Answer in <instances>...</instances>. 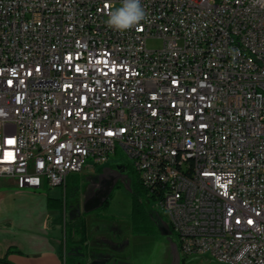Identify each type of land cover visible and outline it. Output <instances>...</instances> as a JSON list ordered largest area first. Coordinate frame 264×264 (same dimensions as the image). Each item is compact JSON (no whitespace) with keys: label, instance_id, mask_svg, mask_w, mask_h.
I'll list each match as a JSON object with an SVG mask.
<instances>
[{"label":"built area","instance_id":"1","mask_svg":"<svg viewBox=\"0 0 264 264\" xmlns=\"http://www.w3.org/2000/svg\"><path fill=\"white\" fill-rule=\"evenodd\" d=\"M117 3L0 0V180L65 186L121 148L183 256L264 264V0H142L124 33Z\"/></svg>","mask_w":264,"mask_h":264},{"label":"rangeland","instance_id":"2","mask_svg":"<svg viewBox=\"0 0 264 264\" xmlns=\"http://www.w3.org/2000/svg\"><path fill=\"white\" fill-rule=\"evenodd\" d=\"M119 5L117 3L114 8ZM163 44L164 38L161 36L147 40L149 48H160ZM127 160L129 158L125 151L118 148L108 161L94 164L88 160L82 172L68 176L67 186L33 189L6 185L3 190L12 192V195L0 200V218L11 216L21 231L40 228L47 213L46 196H50V208L59 210L63 228L66 221L70 224L85 217L89 229H93L90 232L94 237L101 236L103 241H107L105 237H108V242H112L114 248L123 246L124 251L120 253L115 249L98 250L95 260L105 264H143L147 260V264H153L160 256V249H156L155 243L167 237L168 241L176 245L178 238L173 231L168 234L164 232L168 219L166 211L160 200L145 190L138 172L132 166L125 171L120 169L118 163ZM4 180L10 181L8 178ZM105 181L109 182L105 184L106 187L109 185L107 196L110 194L107 203L86 209L90 201L97 197ZM173 252L171 250L169 253V264H224L209 254L182 255L185 258L183 261L177 253L175 260Z\"/></svg>","mask_w":264,"mask_h":264},{"label":"crops","instance_id":"3","mask_svg":"<svg viewBox=\"0 0 264 264\" xmlns=\"http://www.w3.org/2000/svg\"><path fill=\"white\" fill-rule=\"evenodd\" d=\"M6 185L16 187L13 180L6 181L1 179L0 200L12 195V192L3 190ZM47 197L51 198L50 196ZM46 207L45 221L41 223L40 228L32 227L21 231L18 225L13 222L11 216L0 218V258H6L10 262H0V264H80V261L81 264H93L94 262L96 264H105L95 260L96 251L102 249H115L119 253L124 251L121 245L114 248V244L108 242V237H105L107 241H103L101 236L94 237L93 233L90 232L93 229H89V223H86L84 228L85 241H81V234L77 233L75 238L70 241L71 245L69 242L67 247V238L64 230L67 221L63 228L60 214H58L59 210L48 208L47 204ZM164 230L166 234L172 231L168 219L166 225H164ZM166 238H161L160 242L155 243L156 249L158 247L160 249V256L153 264H169V253L171 250L175 251L176 257L177 253L182 256L178 239L175 245ZM70 246L72 250L69 248ZM68 250L71 251L70 254ZM147 263L148 261L146 260L143 264Z\"/></svg>","mask_w":264,"mask_h":264},{"label":"clouds","instance_id":"4","mask_svg":"<svg viewBox=\"0 0 264 264\" xmlns=\"http://www.w3.org/2000/svg\"><path fill=\"white\" fill-rule=\"evenodd\" d=\"M107 15L106 25L119 33L139 30L141 22L148 18L142 0H120V5L110 9Z\"/></svg>","mask_w":264,"mask_h":264},{"label":"trees","instance_id":"5","mask_svg":"<svg viewBox=\"0 0 264 264\" xmlns=\"http://www.w3.org/2000/svg\"><path fill=\"white\" fill-rule=\"evenodd\" d=\"M65 186H67V182H66V185ZM145 190L148 192L147 189H145ZM150 195L153 198L157 199L154 194H150ZM109 197H110V194L103 200V202L101 203V205L106 204ZM47 202H48V205L47 206H48V208H50L51 207L50 198L47 199ZM85 224H86V221L84 220V218H81L79 220H76L74 222H71L70 224L68 222L66 223L65 230H66V238H67V247H68L69 242L75 238V235L77 233H80L81 234V239H82L81 241H85L84 240V237H85V234H84L85 233V230H84ZM70 248L72 250V247L71 246H70ZM70 252L71 251L68 250V253L69 254H70ZM184 260H185V258H183V261ZM0 262H8V263H10L6 258H0ZM181 264H183V262Z\"/></svg>","mask_w":264,"mask_h":264},{"label":"water","instance_id":"6","mask_svg":"<svg viewBox=\"0 0 264 264\" xmlns=\"http://www.w3.org/2000/svg\"><path fill=\"white\" fill-rule=\"evenodd\" d=\"M121 167V166H119ZM127 168L124 166L122 168V171H125ZM109 189V185L106 187V189L104 190V192H102L103 188H101V190L98 192V195L95 199L91 200L89 205L86 209H90V208H93L95 206H99L101 205V203L103 202L104 198L107 197V191ZM102 192V193H101ZM174 253V259L176 260V254H175V251L173 252ZM93 264H96L95 262Z\"/></svg>","mask_w":264,"mask_h":264},{"label":"flooded vegetation","instance_id":"7","mask_svg":"<svg viewBox=\"0 0 264 264\" xmlns=\"http://www.w3.org/2000/svg\"><path fill=\"white\" fill-rule=\"evenodd\" d=\"M120 166V165H119ZM122 167H124V166H122ZM122 167H120V169L122 170ZM109 182L108 181H105L104 182V185L102 186V188H103V190H102V192H104V190L106 189V185L108 184ZM106 184V185H105ZM101 192V193H102ZM81 218H84V220L86 221V223H88V221H87V219L85 218V217H80L79 219H81ZM78 220V219H77ZM74 222V221H73Z\"/></svg>","mask_w":264,"mask_h":264},{"label":"snow or ice","instance_id":"8","mask_svg":"<svg viewBox=\"0 0 264 264\" xmlns=\"http://www.w3.org/2000/svg\"><path fill=\"white\" fill-rule=\"evenodd\" d=\"M11 142V141H10Z\"/></svg>","mask_w":264,"mask_h":264}]
</instances>
